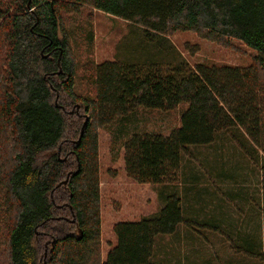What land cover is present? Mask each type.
Returning a JSON list of instances; mask_svg holds the SVG:
<instances>
[{"label": "trees", "instance_id": "16d2710c", "mask_svg": "<svg viewBox=\"0 0 264 264\" xmlns=\"http://www.w3.org/2000/svg\"><path fill=\"white\" fill-rule=\"evenodd\" d=\"M86 7L133 25L113 59L91 63V95L74 89L76 28L67 17ZM174 31L225 45L236 39L254 53L245 66L191 65L167 37ZM82 37L92 42L91 32ZM181 103L180 125L168 135L134 133L124 142L126 174L158 185L159 208L115 223L116 242L102 258L98 129L140 107ZM190 147L213 149L204 172L232 185L225 181L224 198L208 209L200 173L185 159ZM262 151L264 0H0L5 264H162L165 238L182 231L189 240L220 234L264 264Z\"/></svg>", "mask_w": 264, "mask_h": 264}, {"label": "rangeland", "instance_id": "374dc122", "mask_svg": "<svg viewBox=\"0 0 264 264\" xmlns=\"http://www.w3.org/2000/svg\"><path fill=\"white\" fill-rule=\"evenodd\" d=\"M87 10L91 9L86 7L78 15L67 16L71 20V28H76L75 41L71 43L75 63L74 89L82 95L94 93L93 85H91V63L96 64L113 59L118 47L122 45L120 41L130 36V30L133 28L130 22L97 10H91V24H87L85 22L88 17ZM85 31L92 33V42L82 37ZM167 37L191 65L208 63L245 66L249 64L254 53L252 49L236 39H230L227 42L228 45H225L204 39L193 31H174ZM132 39L134 40V37ZM54 101L60 103L58 98ZM185 107V103L170 110L140 107L129 119L98 129L102 258L116 242L113 232L115 223L139 220L143 216L156 212L159 208L158 185L138 183L126 174L123 160L124 142L134 133L168 135L174 128L179 127L180 115ZM212 152L213 149L205 147H190L185 156V159L193 160V171H198L200 174L197 175L203 179L197 187L201 190L207 189V192L201 194L205 202L204 209H208L212 203H218V199L224 198V190L230 184L222 178L211 177L204 172L205 166L201 164V161L204 155L207 156ZM260 153L264 157V151ZM207 158L210 160L209 156ZM202 233H205V236L194 233L195 238L192 240L185 238L183 231L178 239L174 236L165 238L164 246L170 249V254L165 255L162 264H256L254 260L235 253L220 234L209 231ZM6 256L5 235L0 224V264L6 263Z\"/></svg>", "mask_w": 264, "mask_h": 264}, {"label": "water", "instance_id": "95a60500", "mask_svg": "<svg viewBox=\"0 0 264 264\" xmlns=\"http://www.w3.org/2000/svg\"><path fill=\"white\" fill-rule=\"evenodd\" d=\"M27 6L29 7V3L27 4ZM86 121H87V120H85L84 124L86 123ZM81 135H82V132L80 133V137H81ZM64 182H66V180H64L63 183H64ZM43 264H45V262H44Z\"/></svg>", "mask_w": 264, "mask_h": 264}]
</instances>
